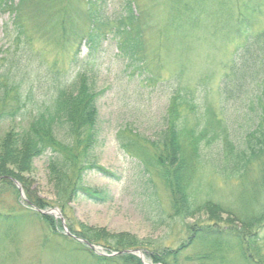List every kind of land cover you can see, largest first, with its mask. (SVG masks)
<instances>
[{"label":"rangeland","instance_id":"1","mask_svg":"<svg viewBox=\"0 0 264 264\" xmlns=\"http://www.w3.org/2000/svg\"><path fill=\"white\" fill-rule=\"evenodd\" d=\"M127 1L109 0L107 15L120 14ZM177 1L135 2L136 9L144 13L143 50L146 56H151L146 64L157 78L155 83H146L145 76L136 71L139 64L133 65L130 58L117 55L109 41L92 50L85 42L75 45L74 36H68L66 46H60L42 31L32 33L29 24L27 31L34 53L27 60L24 41L18 43L13 34V17L7 12L0 13V73L9 69L16 73L12 65L16 66L23 59L25 70L17 74L25 80L23 91L27 92L31 104L50 100L56 82L71 88L82 74L94 78L95 89L101 94L97 103L100 142L94 151L95 162L116 175L115 180H108L94 170L83 174L85 186L107 197L104 204L79 199L62 205L49 181L47 156L34 161L28 175L31 195L16 181L18 195L12 190L0 192V264H161L153 259L157 253L164 255L162 264H249L237 245L230 241L220 253L209 255L205 260L199 259L209 253L204 241L190 248L184 246L189 241L191 228L212 220L207 213H199L189 220H173L172 195L141 153H151L144 147L146 141L157 140L166 129L176 91L196 103L194 114L180 113L179 122L187 132L206 127L208 121L222 123L228 132L234 130L230 139L237 147L252 125L253 116L248 107L256 100L255 93L240 103L238 96L228 99L220 93L222 80L240 45L233 27L224 26V19H219L223 28L220 33L213 20H205L195 31L188 30L185 26H192V22L185 25L187 21L184 23L183 18L178 20L175 29H168L172 6ZM179 1L182 7L203 14L202 18L219 14L223 6L230 8L232 14H237L239 8L249 7L255 10L254 20L258 25H264V0ZM18 2L20 0H12L14 4ZM162 29L167 33L170 30L167 42L163 38L164 46L160 40ZM1 94L0 91V97ZM32 115L30 112L24 121L17 118L0 125V151L5 135L22 126L25 128L27 121L33 119ZM64 136L63 131H58L59 139ZM215 156L205 149L201 167L190 185L196 207L211 201L236 214L240 195L260 181L263 167H252L246 184H242L234 180L237 177L229 178L224 174L223 167L212 161ZM262 194L260 202L264 199ZM36 199L46 203L45 207H37ZM217 217L227 219L224 215ZM46 218L54 223L45 222ZM81 228L104 233L105 237H132L142 246L133 254L139 261L123 262L119 259L121 252H107L75 236L73 233Z\"/></svg>","mask_w":264,"mask_h":264},{"label":"trees","instance_id":"2","mask_svg":"<svg viewBox=\"0 0 264 264\" xmlns=\"http://www.w3.org/2000/svg\"><path fill=\"white\" fill-rule=\"evenodd\" d=\"M136 1L128 0L120 14L109 16L106 13L109 0H20L17 4L12 3V0H0V13L7 12L13 17V34L18 43L24 41L27 60L34 53L31 49L32 39L27 31L29 24L32 33L42 31L49 40L60 46H66L68 36H74L72 39L75 45L85 42L92 50L104 41H109L117 55L130 58L133 65L139 64L135 67L136 71L145 76L146 83H155L157 78L146 64L151 56H146L143 50L141 26L144 13L141 14L139 7V10L136 9ZM177 2L172 6L169 16L171 26L168 24V29H175L183 18L184 23L187 21L185 25L192 22V26H185L188 30L190 28L195 31L205 20H213L221 28L217 29L220 33L223 28L219 19H224V26L230 29L233 27L232 31L240 45L230 63L229 74L222 80L220 93L228 99L238 96L239 103L255 93L256 100L248 107L253 116L252 125L237 147L230 139L234 130L228 132L222 123L208 121L206 127L187 132L179 122L180 113L194 114L196 103L186 94L176 91L166 129L157 140L146 141L144 147L151 153H141L150 168L158 172L172 195L173 220H189L199 213L209 214L212 220L209 224L208 221L197 223L195 229L191 228L193 230L189 241L184 245L186 248L204 241L209 253L199 259L205 260L209 255L220 253L226 242L230 241L237 245L245 262L264 264V199L260 202L259 198L264 193V25H258L254 20L255 10L251 11L249 7L239 8L237 14H232L230 8L223 6L219 14L213 13L202 18L203 14H195L188 7H182L179 0ZM169 31L167 33L162 29L161 43L163 38L167 42ZM76 58L77 55L75 64ZM22 60L16 66L11 64L16 73L11 69L0 73V125L17 118L24 121L25 115L30 112L34 115L32 120L27 121L25 128L22 126L20 130L9 131L2 141L0 192L12 190L18 195L14 186L16 181L27 195H31L28 175H31L34 161L47 156L49 181L54 185L62 205L79 199L104 204L107 197L85 186L83 178L86 170H94L108 180L116 178L114 173L99 167L95 162L94 151L100 142L97 103L101 94L95 89L94 78L82 74L71 88L56 82L58 84L53 86L50 100L31 104L27 92L23 91L25 80L17 74L25 70ZM58 131H63L65 136L59 139ZM205 149L214 152L215 158L220 157L212 161L223 167L224 174H228L229 178L237 177L234 180L242 184H246L245 180L252 167H263L260 181L250 186L247 193L240 195L236 214L211 201L196 207L190 185L201 167ZM35 203L39 208L46 204L38 199ZM218 215H224L227 219L223 221ZM48 220L46 218L44 221L54 223ZM73 234L111 253L135 251L142 247L140 242L129 236L105 237L104 233H94L84 228ZM119 259L132 263L139 261L130 254L121 255ZM153 259L162 264L164 255L157 253Z\"/></svg>","mask_w":264,"mask_h":264},{"label":"water","instance_id":"3","mask_svg":"<svg viewBox=\"0 0 264 264\" xmlns=\"http://www.w3.org/2000/svg\"><path fill=\"white\" fill-rule=\"evenodd\" d=\"M1 180V179H0ZM15 184L18 186V184L15 182ZM68 236H70L68 233H67ZM92 248V246H90ZM121 255H124V254H132V252H128V251H125V252H122L120 253Z\"/></svg>","mask_w":264,"mask_h":264}]
</instances>
